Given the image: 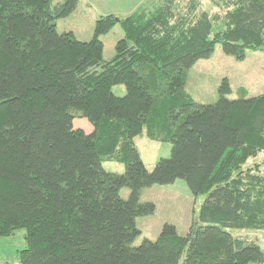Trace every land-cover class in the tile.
Returning <instances> with one entry per match:
<instances>
[{
  "label": "trees",
  "instance_id": "1",
  "mask_svg": "<svg viewBox=\"0 0 264 264\" xmlns=\"http://www.w3.org/2000/svg\"><path fill=\"white\" fill-rule=\"evenodd\" d=\"M79 1L0 0V236L26 230L20 264H264L262 245L231 231L264 230V173L245 167L264 151V93L230 99L225 80L205 104L185 90L216 44L238 59L264 49V0H209L214 12L146 0L125 17L99 16L89 41L57 27ZM117 24L125 34L106 60L101 37ZM145 127L172 144L152 170L134 141ZM177 179L206 196L204 224L181 235L166 223L133 246L136 219L155 211L141 191Z\"/></svg>",
  "mask_w": 264,
  "mask_h": 264
},
{
  "label": "rangeland",
  "instance_id": "2",
  "mask_svg": "<svg viewBox=\"0 0 264 264\" xmlns=\"http://www.w3.org/2000/svg\"><path fill=\"white\" fill-rule=\"evenodd\" d=\"M201 6L214 12L217 9L209 0H199ZM67 18L57 21L60 33L74 28L78 33L77 38L89 41L94 36L97 19L93 20V12L86 14V8L79 7ZM125 31L117 24L110 32L101 37L104 42V59L110 60L116 54L117 42L124 36ZM227 80L231 92L227 95L235 99L246 91L247 97L258 96L264 93V49H248L244 59L227 54L223 45L218 43L209 58L198 60L188 71L185 90L200 103L211 104L220 98V86ZM113 91L117 95H124L126 87L116 85ZM74 126L82 128L86 132H92L93 124L86 117L74 119ZM136 146L148 169L152 170L161 157H169L172 150L170 142L152 140L147 135L146 127L142 133L134 138ZM258 165L264 173V151L248 160L245 167ZM106 170L122 173L124 164L116 161H105ZM124 199L131 194L129 187H123L120 191ZM205 195L196 197L190 190L184 179H177L174 183L144 188L141 191L142 202L155 203V211L136 219L137 227L141 233L135 238L133 246L140 245L145 239L156 240L166 223L174 224L181 235L187 234L191 227L198 228L203 225L200 220V207ZM235 236L256 240L264 248V230L234 229ZM26 230L18 229L12 236H0V261L4 264H20L17 253L27 246L25 238Z\"/></svg>",
  "mask_w": 264,
  "mask_h": 264
},
{
  "label": "crops",
  "instance_id": "3",
  "mask_svg": "<svg viewBox=\"0 0 264 264\" xmlns=\"http://www.w3.org/2000/svg\"><path fill=\"white\" fill-rule=\"evenodd\" d=\"M145 1L146 0H80L77 9L73 13H75L76 11H80L79 7H84L86 8V14L88 12H93L94 21L99 16L109 14L125 17L136 11L138 7ZM67 31H73L75 35L78 36V33L75 32L74 28H71Z\"/></svg>",
  "mask_w": 264,
  "mask_h": 264
},
{
  "label": "built area",
  "instance_id": "4",
  "mask_svg": "<svg viewBox=\"0 0 264 264\" xmlns=\"http://www.w3.org/2000/svg\"><path fill=\"white\" fill-rule=\"evenodd\" d=\"M0 264H4V263H2V262L0 261Z\"/></svg>",
  "mask_w": 264,
  "mask_h": 264
}]
</instances>
